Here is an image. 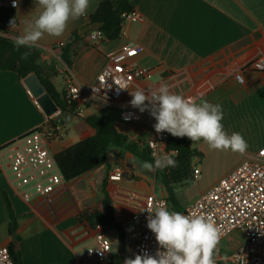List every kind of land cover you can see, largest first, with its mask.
<instances>
[{"label": "crops", "instance_id": "1", "mask_svg": "<svg viewBox=\"0 0 264 264\" xmlns=\"http://www.w3.org/2000/svg\"><path fill=\"white\" fill-rule=\"evenodd\" d=\"M103 1L91 0L88 15L70 22L63 36L45 35L38 42L36 47L42 49V75L62 99L67 88L64 71L68 66L56 45L72 42L76 34L79 53L69 69L75 84L92 85L105 67L107 55L119 52L126 42H135L143 48L131 63L136 68L151 70L153 78L135 83L123 96L119 108L94 104L86 106L84 114H74L76 121L62 124L63 135L48 144L53 156L93 136L96 132L86 118L95 115L109 121L131 142L144 143L142 149L153 135L150 124L156 121L145 111L140 112L144 120L126 122L121 120L120 111L131 107L129 91L147 92L161 84L169 85L172 91L185 97L196 96L220 104L224 130L228 134H242L248 144L246 154L264 147V72L246 70L264 54V0H132L144 21L128 23L120 40L92 42L90 33L98 30V26L90 22L89 15ZM39 10L35 0H20L14 11L18 28L12 34H21L24 21L36 16ZM237 74H243L245 82L238 83ZM45 120L46 116L18 75L0 71V149L38 129ZM69 126L76 138L65 139ZM194 143L192 149L197 153L193 164L194 170L200 169L199 175L183 185H171L177 204L169 203V209L184 214L198 196L242 161L239 153L212 150L203 140ZM6 155L0 154L4 159L0 187L8 193L19 218L16 234L21 238L18 245L23 264H92L95 257L89 250L95 245L96 231L87 230L78 217L84 212L101 211L105 185L113 200L114 217L124 231L121 239L117 229L103 228L112 244L108 259L110 264H124L125 258L137 254L131 249L133 241L129 238L137 227L132 221L133 214L152 200L167 199L169 193L164 182L166 161L154 172L138 171L133 157H140L112 149L106 163L68 182L65 194L57 191L50 201H45L36 192L35 182L18 188L8 166L10 157L4 158ZM53 171L52 164H48L39 168L38 174L46 180ZM117 173H121L120 179L111 180ZM8 222L7 206L0 191V248L13 241L8 234Z\"/></svg>", "mask_w": 264, "mask_h": 264}, {"label": "built area", "instance_id": "2", "mask_svg": "<svg viewBox=\"0 0 264 264\" xmlns=\"http://www.w3.org/2000/svg\"><path fill=\"white\" fill-rule=\"evenodd\" d=\"M16 9L17 7H13V0H0V15L5 16L8 11L14 12ZM14 17L16 26L10 28L9 22ZM123 18L124 27L130 22L144 21V17L136 10L124 14ZM4 26L7 33L0 32V35L15 39L12 34L18 28L15 14L8 17ZM90 39L92 42H99L104 37L98 29L90 33ZM65 46L66 42L64 41L56 45L60 56ZM142 51L143 48L135 42L124 43L119 52L107 55L105 67L93 84L86 87L73 82L72 74L67 67L64 71L67 88L62 98L67 112L80 116L84 114L86 106L94 104L119 108L123 96L135 83L153 78L151 70L136 68L131 63V59ZM246 70L263 73L264 54L249 64ZM236 80L240 84L245 82L243 74H237ZM122 86L126 89H121ZM120 118L126 122L144 120L142 114L131 107L121 108ZM155 123L150 124L153 135L146 142V146L150 149L154 159L163 156H171L174 159L177 153L166 150L170 134L167 132L156 133L153 127ZM44 125L2 148L0 154H7L4 157L6 159L10 157L8 166L15 176L18 188L35 182L37 184L35 190L38 195L43 200L50 201L57 191L62 194L66 193L68 182L64 180L57 169L55 158L48 148L50 142L63 135L62 127L61 125L48 127L46 122ZM10 151L12 153H7ZM3 160L0 158V172L3 170ZM48 164H52L54 171L44 180L38 174V170ZM199 171L200 169L193 171L194 178L199 175ZM120 177L121 173H117L111 177V180L120 179ZM151 202L153 204L162 203L169 208V202L165 198H158ZM148 204L137 208L133 214L132 221L137 227L129 238L133 241L131 249L137 254H143L146 251L154 255L158 244L154 234L146 226L148 213L140 211ZM191 213L210 216L220 230L219 241L224 240L235 231L243 233L246 238L245 244L227 260L223 261L216 254V264H264V147L253 154H242L241 164L234 171L221 178L187 207L186 214ZM111 249L112 244L107 238V233L103 228H99L95 235V245L89 250V253L95 257L92 264H110L108 258ZM0 264H14L8 246L0 248ZM79 264L88 263L80 262Z\"/></svg>", "mask_w": 264, "mask_h": 264}, {"label": "clouds", "instance_id": "3", "mask_svg": "<svg viewBox=\"0 0 264 264\" xmlns=\"http://www.w3.org/2000/svg\"><path fill=\"white\" fill-rule=\"evenodd\" d=\"M39 7L36 16L24 21L21 34L13 40L16 51L21 48L31 50L45 35L59 38L64 35L70 22L88 15L91 0H35ZM20 0H13V7H19ZM10 28H15V17L10 20ZM30 51L21 53V59L27 60ZM121 89H126L122 86ZM132 108L143 113L148 111L156 123V133L172 135L176 138H188L191 142L203 140L210 149L244 154L248 144L242 134H228L223 127V109L203 98L174 92L169 85L145 92L143 89L129 91ZM174 155V154H173ZM166 161L175 167L176 160L171 156L157 157L153 162L142 161L141 167L148 172L160 169ZM141 212H147V228L154 234L158 244L155 254L144 252L134 258H125L124 264H216V251L220 240V230L210 216L203 214H184L170 210L162 203L148 206Z\"/></svg>", "mask_w": 264, "mask_h": 264}, {"label": "trees", "instance_id": "4", "mask_svg": "<svg viewBox=\"0 0 264 264\" xmlns=\"http://www.w3.org/2000/svg\"><path fill=\"white\" fill-rule=\"evenodd\" d=\"M133 10H135V7L132 4V0H104L95 12L89 15V18L93 25L98 26L105 40L117 41L122 38L124 14L130 13ZM10 15H14V12L8 11L5 16L0 15V32L2 34L7 33L4 25ZM13 40L12 38H6L0 35V71L15 72L22 81L28 76L36 74L44 83L45 88L52 96L51 98L59 109L62 112H66V106L59 92L54 85L42 75L43 72L40 65L42 49L34 47L31 50L21 48L20 51H16ZM78 40L75 34L74 40L72 42L67 41L61 53V58L69 69L72 68L74 59L79 53V49L76 46ZM24 51L31 52L27 60L20 58L21 53ZM55 120V118H46V126L56 127L62 125ZM86 122L96 133L91 137L80 140L54 156L56 167L65 181L71 182L106 163L108 161L109 152L112 149H119L124 153H132L144 161H154L151 151L147 146L140 149V146L144 145V143L131 142L127 135L119 132L109 121L95 115L87 117ZM193 143L194 142H191L186 137L176 138L170 135L167 139V152L175 151L177 153V156L174 158L177 162L176 166H167V168L163 170L165 174L164 182L169 192L167 197L169 203L177 204L176 195L171 185H183L193 180V159L197 153L192 149ZM107 190V186L105 185L102 190L103 198L101 211L96 213L84 212L79 215L78 220L89 231H97L99 228L117 229L121 235V239H123L124 231L114 217L113 200L109 196ZM0 191L7 206L9 219L8 234L13 238V241L8 244L10 256L14 264H23L21 258L22 254L18 245L21 238L16 234L19 227V218L14 212V207L8 193L2 187H0ZM236 236L242 237V240L235 243L237 241ZM245 241L246 238L243 233L235 231L224 240L219 241L216 253L225 261L238 251V249L245 244ZM224 242L227 243L226 251H224L221 246Z\"/></svg>", "mask_w": 264, "mask_h": 264}, {"label": "water", "instance_id": "5", "mask_svg": "<svg viewBox=\"0 0 264 264\" xmlns=\"http://www.w3.org/2000/svg\"><path fill=\"white\" fill-rule=\"evenodd\" d=\"M24 85L31 93L33 99L39 105L44 115L48 119L55 118L56 122L60 124H73L76 121V117L73 113L70 112H62L54 100L51 98L52 96L48 93L45 88L44 83L41 79L36 75L32 74L24 79Z\"/></svg>", "mask_w": 264, "mask_h": 264}, {"label": "rangeland", "instance_id": "6", "mask_svg": "<svg viewBox=\"0 0 264 264\" xmlns=\"http://www.w3.org/2000/svg\"><path fill=\"white\" fill-rule=\"evenodd\" d=\"M67 135H68V136H65V139H73V138H76V137H77V134L72 130V126H69V127L67 128ZM192 146L195 147L196 144L193 143ZM132 157H133V156H132ZM133 160L136 161V163H137V165H138V171H140V170L142 169V167H141V162H142L143 160L140 159V158H135V157H133ZM236 235H237V234H236ZM236 238H237V241H236L235 243H237L238 241H241V240H242V237H240V236H236ZM235 243H234V244H235ZM221 246L223 247V250L226 251L227 243L224 242V243L221 244ZM216 254H218V253H216Z\"/></svg>", "mask_w": 264, "mask_h": 264}]
</instances>
